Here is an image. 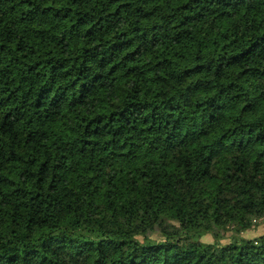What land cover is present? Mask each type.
I'll use <instances>...</instances> for the list:
<instances>
[{"label":"trees","instance_id":"16d2710c","mask_svg":"<svg viewBox=\"0 0 264 264\" xmlns=\"http://www.w3.org/2000/svg\"><path fill=\"white\" fill-rule=\"evenodd\" d=\"M258 221L264 0H0V264H264Z\"/></svg>","mask_w":264,"mask_h":264},{"label":"rangeland","instance_id":"374dc122","mask_svg":"<svg viewBox=\"0 0 264 264\" xmlns=\"http://www.w3.org/2000/svg\"><path fill=\"white\" fill-rule=\"evenodd\" d=\"M227 234H230V233H227ZM246 234L252 238L259 236L261 234H264V221H258L256 223V227L247 231ZM203 238H204V241H206V242H213L214 241V237L211 234H206Z\"/></svg>","mask_w":264,"mask_h":264}]
</instances>
